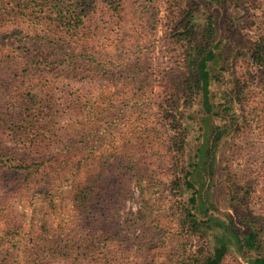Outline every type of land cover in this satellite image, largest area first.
I'll return each mask as SVG.
<instances>
[{
  "label": "rangeland",
  "instance_id": "obj_1",
  "mask_svg": "<svg viewBox=\"0 0 264 264\" xmlns=\"http://www.w3.org/2000/svg\"><path fill=\"white\" fill-rule=\"evenodd\" d=\"M112 3L98 0L84 37L65 47L63 59L72 65L71 74L50 79L59 91H69L68 87L75 94L69 103L72 110L59 102L63 116L54 129L36 122L39 137L17 136L0 122V152L14 155L12 164L0 166V264H27L40 231L50 241H70L74 248L66 256L47 257L44 264H193L204 241L212 243L207 234L205 240L196 236L185 222L184 206L205 220L204 212L188 204L193 192L182 200L172 187L179 170L198 161L204 117L201 95L191 103L192 96L188 99L178 85L181 51L172 40L173 3ZM190 5L201 21L215 17L219 39L226 45L224 56L229 60L220 73L221 83L213 86V102L223 108L221 95L233 88V77L251 76L244 53L264 34V0L261 10L248 14L208 5L207 0H190ZM7 33L10 30L0 32V43L7 41ZM22 33L15 45L9 39L2 49L15 48L17 54L33 57L54 51L52 33L46 38L29 29ZM40 38L49 46L39 44ZM237 53L238 64L233 61ZM3 80L12 78L6 74ZM20 82L12 85L16 91L22 88ZM247 92L244 108L235 106L216 121L218 126L228 125V134L216 151L208 207L210 215L226 223L233 220L241 235L247 233L242 224L247 210L264 217V82ZM0 94L3 100L7 96L2 90ZM8 102L11 110L9 98ZM243 112L250 124L242 123ZM180 126L189 128L184 156L174 144ZM40 157L45 158L46 170ZM24 160L33 166L11 170ZM79 163V173H71ZM98 174L110 180L105 185L96 181L103 196L86 212L76 205L73 190L90 178L95 181ZM52 179L56 182L46 194L39 185ZM230 180L239 183L244 206L233 202ZM256 255L232 247L222 264H249Z\"/></svg>",
  "mask_w": 264,
  "mask_h": 264
},
{
  "label": "trees",
  "instance_id": "obj_2",
  "mask_svg": "<svg viewBox=\"0 0 264 264\" xmlns=\"http://www.w3.org/2000/svg\"><path fill=\"white\" fill-rule=\"evenodd\" d=\"M108 4H113L112 0H104ZM171 5L172 13L175 14L173 22V42L180 46L181 63L179 87L188 96H192L190 101L194 102V96L201 95V106L204 117L201 119L202 142L197 150L198 161L188 168H178L181 175L173 180V190L182 199L185 193L192 191L188 204L198 213L204 212L205 220L200 221L188 206H184L185 222L188 221L190 228L196 236L205 240V234L211 237L210 246L204 241L203 247L193 261V264H222L232 247L238 252L247 254L255 252L257 255L249 259V264H264V217L256 215L247 210L244 213L242 224L247 233L241 235L235 227V223L230 219L229 223L214 217L208 213V207L212 206L209 198L211 178L214 176L216 164V151L219 144L228 134V125L218 126L221 114H229L234 111L235 106L244 108L249 99L247 89H252L264 82V34L258 37L250 48L249 52L244 53V61L251 76H234L233 88L222 92L225 99L223 108L215 105V94L213 86L221 83V74L225 72V62L229 59L224 56L226 45L219 39L217 21L213 15L208 16L204 21L197 19L196 10L191 7L190 0L184 3L181 0H168ZM98 0H0V32L10 30L3 39L5 43H0V91L4 92V100L0 94V122L5 124L17 136L39 137L41 129L35 124L44 122L46 125L52 124V128L59 123L61 118L58 103L72 110L69 105L75 94L69 91H59L57 83H51L50 79L58 74L60 77L64 72L71 74L72 65L66 62L64 55L65 47L81 41L85 35L87 22L95 12ZM208 5H219L222 8L241 9L247 14L251 11L261 10L263 0H207ZM112 6V5H110ZM121 7V3H119ZM119 7V8H120ZM118 8V9H119ZM117 9V10H118ZM246 18H250L249 16ZM200 28V31H199ZM31 30L33 34L44 35L52 33L50 40L54 46V51L50 54L37 52V56L17 54L15 48L2 49L9 43L15 45V39L25 30ZM200 38V39H199ZM14 39V40H13ZM49 42V40H47ZM39 44L43 43L40 38ZM44 45V46H45ZM56 52V53H54ZM62 53V55H60ZM233 59L236 64L239 61L236 56ZM23 57V58H21ZM74 60V58H73ZM72 70V69H71ZM9 72V73H8ZM9 74L12 81L3 80V76ZM21 81V82H20ZM26 81V82H25ZM249 86L247 85L249 83ZM22 83V88L16 91L13 84ZM19 83V84H20ZM21 86V85H19ZM10 99L12 109H8L5 104ZM21 98L27 100H22ZM77 105L80 103L76 98ZM19 102V103H18ZM20 105H16V104ZM79 106V105H78ZM80 108V107H79ZM236 116V115H235ZM232 122H237L236 117H231ZM257 122V121H256ZM242 123H249L245 113L242 115ZM260 122L258 121V124ZM36 128V129H35ZM35 131L31 133V130ZM189 128L180 126L179 132L174 136V144L180 156L185 155L187 146V135ZM10 156L12 153L0 152V166L7 167L12 164ZM42 168L46 170L45 158L40 157ZM8 162V164L6 163ZM20 166L10 167L11 170L30 168L33 162L19 161ZM27 163V165H25ZM20 168V169H19ZM81 164L70 168L73 174L79 173ZM44 176L42 177V179ZM95 181L90 178L86 183L74 187V201L82 210L89 212L92 205H97L100 197L103 196V189L99 184L105 185L110 179L104 174H98ZM29 175L27 180H29ZM63 180V179H62ZM98 180L99 184L96 182ZM56 181H43L39 186L47 194V190ZM232 190V200L236 205L244 206L241 189L237 180H230ZM183 200V199H182ZM89 226V225H86ZM42 230V229H41ZM203 230V233L200 232ZM38 233V239L30 248V257L27 264H44L47 257L56 256L59 253L66 256L74 251L71 242L50 241L44 234ZM201 234V235H200ZM208 237V238H209ZM34 239H32L33 242ZM60 240V239H58ZM67 258V257H66Z\"/></svg>",
  "mask_w": 264,
  "mask_h": 264
}]
</instances>
